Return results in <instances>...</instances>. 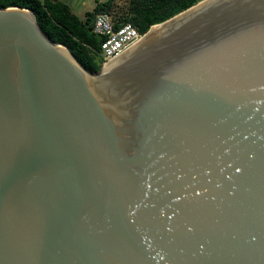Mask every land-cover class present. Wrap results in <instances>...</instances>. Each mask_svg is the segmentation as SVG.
<instances>
[{
	"label": "water",
	"instance_id": "water-1",
	"mask_svg": "<svg viewBox=\"0 0 264 264\" xmlns=\"http://www.w3.org/2000/svg\"><path fill=\"white\" fill-rule=\"evenodd\" d=\"M0 264H264V0H204L97 74L0 9Z\"/></svg>",
	"mask_w": 264,
	"mask_h": 264
},
{
	"label": "trees",
	"instance_id": "trees-1",
	"mask_svg": "<svg viewBox=\"0 0 264 264\" xmlns=\"http://www.w3.org/2000/svg\"><path fill=\"white\" fill-rule=\"evenodd\" d=\"M115 0L98 3L85 20L75 15L61 0H0V9L21 8L32 11L45 36L53 43L67 47L77 61L90 73L97 74L103 66L100 57L104 38L92 31L98 14H109ZM204 0H129L127 14L115 22L118 28L132 24L142 35Z\"/></svg>",
	"mask_w": 264,
	"mask_h": 264
},
{
	"label": "built area",
	"instance_id": "built-area-1",
	"mask_svg": "<svg viewBox=\"0 0 264 264\" xmlns=\"http://www.w3.org/2000/svg\"><path fill=\"white\" fill-rule=\"evenodd\" d=\"M92 31L95 35L104 38L100 52V57H102L104 63L115 58L144 36L130 23L116 28L115 22L105 13L98 14L95 17Z\"/></svg>",
	"mask_w": 264,
	"mask_h": 264
},
{
	"label": "rangeland",
	"instance_id": "rangeland-1",
	"mask_svg": "<svg viewBox=\"0 0 264 264\" xmlns=\"http://www.w3.org/2000/svg\"><path fill=\"white\" fill-rule=\"evenodd\" d=\"M66 3L71 11L82 20H85L88 13H93L98 3H106L109 0H61ZM129 0H115L112 11L108 17L113 21H118L125 16L128 11Z\"/></svg>",
	"mask_w": 264,
	"mask_h": 264
}]
</instances>
